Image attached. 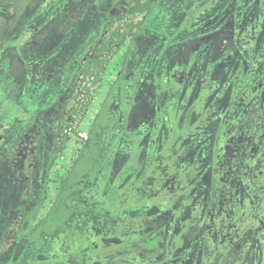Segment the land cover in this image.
I'll return each instance as SVG.
<instances>
[{"label":"rangeland","instance_id":"1","mask_svg":"<svg viewBox=\"0 0 264 264\" xmlns=\"http://www.w3.org/2000/svg\"><path fill=\"white\" fill-rule=\"evenodd\" d=\"M7 1L0 0V13L4 12L1 4ZM9 1V12L21 13L16 9L19 0ZM36 1L39 2V25L32 48L14 50L1 47L0 34V95L7 94L0 98V119L6 114L0 121V132L7 131L9 135L20 136L26 129L27 119L34 120L38 111L48 112L55 98L60 102L68 99L70 77L77 71L82 54L96 43L102 24L117 0ZM262 12L264 0H162L154 8L145 22L143 33L135 40L130 56L131 67L125 77V83L137 87L135 100L138 102L134 104L131 92L123 96L122 110L128 111L122 117L117 112L109 114L114 126H109L108 130L101 128L104 138L91 151L93 163H97L102 153L107 157L115 150L118 158L112 156L115 161L112 159L111 165L98 162L99 169L80 183L70 199L71 218L66 224L56 226L57 240L52 235H43L33 242L24 235L20 237L13 228L15 206L20 203L23 191L20 182L14 183L12 176L7 175L10 163L6 157L11 143L3 142L0 133V264H80L76 261L82 259L79 256L81 247L80 254L84 257L81 264H130V259L123 255L125 250L106 255L101 261L98 253L94 254L92 250L94 246L105 249L111 247L105 245L122 244L118 242L122 241L118 235L122 229L118 222L123 215L147 217L146 229L139 236V233L131 236L132 240L138 239L134 241L136 244L151 235V231L162 233L164 239L160 244L159 261L175 248L171 238L177 233L175 229L167 233V227L178 228L176 213L162 211L163 201L145 199L137 208L120 203L132 196L129 192L121 195L124 188L134 192L135 182L145 183V178H151L144 173L147 163H140L135 173L124 177V163L132 152L138 155V144L142 145L148 135L151 137L148 148L150 164L166 158L175 143V151L189 153L196 166L209 168L201 173L191 190H199L201 186L196 203L204 209L206 218L217 213L215 204H223L220 200H225L226 183L222 171L218 172L213 165L223 167L224 134L232 125L229 114L233 106L226 103L230 101L226 98L239 101L241 84L244 85L247 79L251 82L255 77L246 78V72L258 60L255 32L257 17ZM261 20L259 32L264 34V14ZM16 53L21 56L18 60ZM253 72L256 74V70ZM98 84L92 86L90 80L83 81L82 77L72 82L68 106L76 104L78 111L71 117L65 115L61 118V124H67L69 135L72 129L79 131V136L85 134L96 110L93 103L84 105L85 100L99 94ZM93 88L97 91H92L96 90ZM118 104L115 98L110 109H118ZM226 104L229 112H226ZM191 110L194 111L192 124H179V118ZM239 120L240 117L236 118L237 122ZM28 134V138L34 139V133ZM73 138L65 148L66 155L60 157L63 162L70 161ZM104 140L106 144L102 151L97 146H102ZM160 155L165 157L159 158ZM48 160L40 157L39 187L50 176ZM114 178L119 181L115 182ZM21 181L22 186L27 187L28 182L23 176ZM216 184L224 188L219 194L215 192ZM142 187L146 189L147 186ZM114 190H117L114 195L119 200L110 197ZM176 198V203H182L181 197ZM190 214L191 210L186 207L177 217L186 219ZM206 218L188 230L177 253L167 257L162 264H227L226 259L220 257L219 245L211 232L219 223L215 219L208 233ZM75 235L86 236L72 239Z\"/></svg>","mask_w":264,"mask_h":264},{"label":"flooded vegetation","instance_id":"2","mask_svg":"<svg viewBox=\"0 0 264 264\" xmlns=\"http://www.w3.org/2000/svg\"><path fill=\"white\" fill-rule=\"evenodd\" d=\"M161 1L162 0H157L155 7H157ZM126 2L127 0H117L113 4L109 14L117 13L119 6L121 4L125 5ZM1 5L4 10L3 13H0V34L2 36L1 47H12L14 50H18L21 47L32 48L35 42V33L38 32L39 19L37 16V10L39 8V2L36 0H19L16 9H19L21 13L18 14L9 12V10H11V3L9 0ZM151 14L147 15L146 13H139L128 18V20L136 22L135 27L132 28L131 32L125 34L126 40L123 45L117 46V44H112L114 48H117L115 52L108 51L109 49L102 51L103 49H101V43L108 36V31H105L103 23L100 35L96 39V43L91 44L84 54H82L80 62H85L89 57L107 58V61L103 66L104 69L98 73L97 77L92 75L93 71L91 69L88 74H80L78 76L82 77L83 81H85V79L90 80L92 86L96 83H99L98 85L100 86L98 87V95L95 94L94 97H89V99L85 100L87 102H85L84 105L93 103L96 110L92 121L86 126L84 135L79 136V131L76 130L74 132L75 129H72V135L71 132L69 135V132L66 129L67 124H61L63 122L61 118H64L65 115L66 117H71L78 111V106L76 104H70V106H68V102L72 95V82H77L78 79L77 74L79 73V65L75 74L70 77L71 91L68 99L60 102L55 98L49 106L48 112L45 110H42L41 112L38 111L34 120L28 118L26 129L20 134V136L14 135V133L9 135L7 131L1 130L0 133L4 139L3 142L7 143L8 141L11 143L10 151L6 157L7 163H10V165L7 166L9 169L7 175L12 176V181L14 183L19 181L20 188L23 191L21 201L17 205L24 203V194L29 191L33 193L32 200L36 197L35 195L39 189L40 157L42 159L45 157L49 159L47 168L48 175H52L54 170L62 165L69 168L75 160L76 151L81 148L88 138H90L88 130L96 120V117L99 116V120H96L98 129L94 136L91 137L90 157L92 159L91 151L93 147H96L100 139L103 140L104 138V131L100 133L101 128L108 130L109 126L112 125L109 119V114L111 112H117L119 116L122 117V115L128 111L127 109L122 110L123 96L127 92H131L133 94L134 104L138 102L135 100L137 99V87L125 83V77L131 67L130 56L131 51L135 46V40L143 33L145 22ZM263 14L264 12H262V14L260 13L256 22L257 29L255 32V40L258 41L256 51L258 60L253 62L251 68L246 72V78L253 77L254 75L255 77L251 82H248L247 79L244 85L241 84L239 101L232 97L226 98L230 100L226 101V103L230 102L233 106L230 109L232 112L230 111L231 114H229L230 121L232 120V125L226 129L224 134L223 149L225 153L222 159L223 167L221 168L219 165H213L218 172L221 173L222 171L221 175L224 178V183L227 185V187L225 185V200H220L223 204L219 205L216 202L215 208L218 212L209 214L206 218L204 209L199 207L196 203L197 197L201 195V186L200 189L196 191H192L191 188L194 184L198 183V179L202 175L201 173L205 169L209 170V168L204 169L201 165L196 166L193 163V156L191 154H180L179 151H175L177 148L175 143L172 144V151L169 152L166 158L152 161V164H150L148 161V159H150L148 156V148L150 146L151 137L148 135L145 137L142 145L138 144V155L132 152L129 155L127 162L124 163L126 164V173L124 177L130 173H135L138 167L137 165H140V163H147L144 173L151 178H145V183L141 182L142 184L140 182H135V187L133 189L134 192L124 188L121 195H126V192L128 195L129 192V195L138 197L141 201V203L138 204V207L143 205L145 199L154 200L158 198V203L162 201V203H164L161 206L162 211H174L176 213V224L178 225V228L167 227V233L172 232L175 229V233L177 234L172 237L171 240H174L176 247L170 249V251H168L159 261L158 259L161 254L160 244L164 239V236H162V239L159 242V251L151 259L152 262H136V257H138V255H132L130 259L131 262L129 261L130 264L164 263L167 257H172L177 253L180 241L183 240L188 233V230L195 225H200L205 218L207 220L205 230L207 229L208 231H206L208 233L211 231L209 230V227L212 226L215 219L219 223L217 229L211 232L214 234L215 240L219 245V255L222 260L224 258L226 259L227 264H264V34L259 32L260 23H262V20L259 21V19ZM140 23H142V29L138 31ZM129 42H131V47L128 52L124 71L125 74L123 73V75H120L122 71L120 58L125 56L124 53L130 44ZM21 43L24 44L22 45ZM235 49L238 48L235 47ZM15 57H17L18 60L21 56L16 53ZM112 57H114V60H112ZM260 57L261 59L259 60ZM220 63L222 62L220 61ZM253 70H256V74ZM88 86L89 88L91 87L90 84H88ZM92 91H97V89ZM63 92H65V90H63ZM6 95V93H3V95H0V98L6 97ZM115 98L119 101L118 109H110ZM90 99H92L93 102H91ZM67 106L68 109H66ZM228 107V104H226V112L227 110L229 112ZM66 110L68 111L66 112ZM67 113H69V116ZM5 117L6 114L2 116L0 121ZM238 117H240L239 122L236 121V118ZM193 118L194 111L191 110L185 116L179 118V124L183 122L190 125L192 124ZM24 132L26 133L23 135ZM28 133H34V139H32V137L28 138ZM65 135L67 136V139L62 143ZM98 136L99 140L97 141ZM72 137H74L73 153L70 156L69 162H63L60 157L66 155L65 148L69 146L68 142ZM105 144L106 142L104 140L103 145L97 147H101V150L103 151ZM56 147L58 148L57 154L54 153ZM157 149L160 150V147ZM112 156H115V159L118 158L116 150L107 157H104L102 153V156L97 163H93L91 160L92 166L84 172L79 185L84 179H88L99 169L98 162L105 161L111 165L114 160ZM110 157L112 158L109 160ZM161 157L165 156L160 155L159 158ZM219 159L220 158L217 157V160ZM1 169L5 168L1 167ZM192 170L195 172L193 174L194 176L192 175L193 177L188 175ZM150 173L153 174L151 175ZM21 176L27 180V187L22 186L23 181H21ZM49 179L50 176L46 178V181ZM97 179L99 180V178ZM128 179L131 182L129 177ZM114 181L117 182L119 179L114 178ZM126 186H128V184ZM142 186L147 187L146 189H143ZM221 190H224V188L216 184L215 192L219 194ZM114 193H117V190ZM176 197H181L182 203H176ZM31 203L32 202H26V205L29 206ZM166 204L167 206H164ZM17 205L15 206L16 221H13V228L17 234L22 237L24 235L22 230L24 221L18 213V209L16 208ZM186 207H189L191 214L188 215L186 219H178V213ZM120 241L121 240L118 242ZM135 244L136 243L134 242L133 245ZM182 245H180V247ZM128 248L131 247L129 246ZM139 258L144 260L142 256H139ZM102 259L103 258H100V261Z\"/></svg>","mask_w":264,"mask_h":264},{"label":"trees","instance_id":"3","mask_svg":"<svg viewBox=\"0 0 264 264\" xmlns=\"http://www.w3.org/2000/svg\"><path fill=\"white\" fill-rule=\"evenodd\" d=\"M156 1L157 0H127L125 5L121 4L119 6L117 13L109 14L103 22L105 31H108V36L101 43L102 51L109 49L108 51L115 52L117 48L112 46L113 43L117 44V46L123 45L126 40L125 34L131 32L136 23L132 20H128V18L139 13L151 14L154 10ZM141 24L142 23L138 26V31L142 29ZM129 43L124 53L125 56L120 58L122 65L120 75H123L125 71L128 52L131 47V42ZM106 61V57H89L85 62H79V73L77 77L80 74H88L90 69L93 71L92 75L97 77L98 73L104 69L103 66ZM96 120H99V116L96 117ZM96 120L88 130L90 138H88L81 148L76 151L75 160L70 167L66 168L64 165L57 167L54 173L50 175V179L47 180L43 186L39 187L35 199L32 200L33 193L29 191L24 194V203L17 205L16 208L18 209V213L24 221L22 230L25 238H29L35 242L43 235H52L57 240L58 238L55 234L56 226L59 224H66L71 218L73 212L70 199L78 188L84 172L92 166L90 144L92 142L91 137L94 136L98 129ZM75 131L76 130H74V132ZM66 139L67 136L65 135L62 143L63 141L65 142ZM57 151L58 148L56 147L54 153L57 154ZM194 173L195 172L192 170L188 175L192 176ZM114 194L116 193H111L110 197L119 200ZM26 202L32 203L27 206ZM120 203H123L126 207L130 206L131 208H137L141 201L138 197L131 196L125 202L122 200ZM122 217L121 221L118 222L119 227L122 228L121 231H118L120 233L118 235H120L122 239L119 243L122 244L112 243L110 245H105L111 246L105 249H102L100 246L99 248L94 246L92 248V250H94L93 253H98L100 258H103L109 254L113 255V253L119 250H125L123 255L128 259H131L132 255H138V257H136V262H152L151 259L159 251V242L162 239V233L157 230L151 231V235L146 236L144 240L133 245L135 240H132L131 236L138 233L137 236H139L141 231L146 229L147 217L142 215H123ZM84 236L86 235H75L72 239H76L77 237L82 238ZM129 246L131 248L127 249ZM82 250L83 248L81 247L79 256L82 257V259H78L76 263L81 264L84 261V257L80 254ZM139 256H142L144 260H141Z\"/></svg>","mask_w":264,"mask_h":264}]
</instances>
